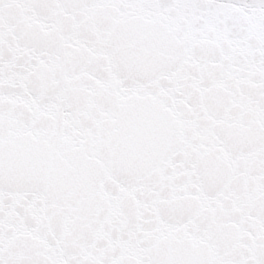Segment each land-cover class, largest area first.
Here are the masks:
<instances>
[{
  "label": "snow or ice",
  "instance_id": "6c2138e0",
  "mask_svg": "<svg viewBox=\"0 0 264 264\" xmlns=\"http://www.w3.org/2000/svg\"><path fill=\"white\" fill-rule=\"evenodd\" d=\"M0 264H264V0H0Z\"/></svg>",
  "mask_w": 264,
  "mask_h": 264
}]
</instances>
